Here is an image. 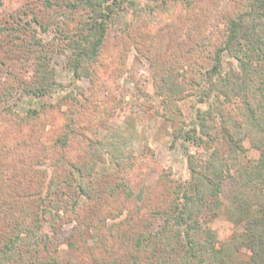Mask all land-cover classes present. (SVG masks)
<instances>
[{
    "label": "rangeland",
    "instance_id": "obj_1",
    "mask_svg": "<svg viewBox=\"0 0 264 264\" xmlns=\"http://www.w3.org/2000/svg\"><path fill=\"white\" fill-rule=\"evenodd\" d=\"M44 1L0 0V187H5V192L11 189V197L16 198L15 188L20 184L29 182L32 191L42 184V198L50 200L47 205L66 200L70 206L77 195L76 183L90 180L77 168L85 172L91 163H95L92 180H104L111 187L124 181L135 193L143 187L150 199L159 190L161 171L168 175L171 187L188 185V157L206 159L209 152L173 137L171 119H177L178 112L176 116L161 107L155 95L157 70L153 62L183 88L177 109L185 128L196 126L197 111L211 105V100L203 99L202 91L207 88L212 53L223 39L222 21L243 12L247 1L132 0L134 8L123 0V10L108 24L92 64L94 75L79 79H74L68 66L72 50L59 33L76 23L79 10L65 8L68 0H48L50 6ZM34 40L45 45L46 52L41 55L49 59L51 79L59 85L42 99L22 88L36 79L34 62L42 47H36ZM221 66L226 74L236 67V61L222 53ZM33 110L35 116L26 117ZM70 117L82 136L59 150L56 142ZM120 140L126 147L117 155L112 142ZM241 147L237 163L221 183V206L216 216L198 220L202 229L215 235L216 248L230 244L242 228V222L230 217L234 189L240 166L255 161L259 153L248 138L241 140ZM97 148L103 152L94 157ZM114 157L121 160L113 164ZM100 173H105L104 178ZM9 179L11 185L7 186ZM58 215H62L61 210ZM124 218L125 212L115 220L108 218L106 224H117ZM60 223L56 234L48 224L43 225V231L55 238L58 249H65L74 222L62 218ZM232 259L229 264H245L249 253H235ZM191 264L216 263L203 259Z\"/></svg>",
    "mask_w": 264,
    "mask_h": 264
},
{
    "label": "trees",
    "instance_id": "obj_2",
    "mask_svg": "<svg viewBox=\"0 0 264 264\" xmlns=\"http://www.w3.org/2000/svg\"><path fill=\"white\" fill-rule=\"evenodd\" d=\"M246 1L243 12L222 21L223 39L212 53L207 88L202 91L203 99L211 100V105L205 111H197L196 126L185 128L177 109L183 88L153 62L157 70L155 95L162 108L176 116L178 112L179 117L171 119L175 126L173 137L209 152L206 159L188 157V185L178 183L171 187L168 175L161 171L159 190L150 199L143 187L135 193L124 181L111 187L104 180H92L90 172L95 163H91L88 168L85 166V172L74 167L90 180L76 183L77 195L70 206L66 200L47 205L50 200L45 202L42 198V184L34 191L29 182L22 187L20 184L19 189L15 188L16 198L11 197V189L5 192V187H0V264H191L203 259L229 264L238 252L249 253L245 264H264V0ZM122 2H64L65 8L80 13L71 28L59 30L65 46L72 50L68 66L74 79L94 75L92 64L100 53L108 24L123 10ZM44 3L51 5L48 0ZM127 3L136 6L132 0ZM34 42L36 47L44 48L39 47L40 55L46 52L45 45ZM222 53L236 61V67L226 74L222 73ZM40 55L34 62L35 81L28 86L22 84L24 92L35 99H42L59 87L51 79L49 59ZM35 112L26 117L35 116ZM78 129L73 117L68 118L57 139V148L60 150L74 137L82 136ZM243 138L249 139L259 155L255 161L240 166L234 189L230 217L242 222V228L230 244L216 248L215 235L202 229L198 220L201 216H216L221 206V183L237 163ZM125 144L123 140L112 142L117 155ZM101 152L97 148L93 156ZM116 160L121 158L114 157L112 163ZM100 176L104 178L105 173ZM9 180L7 186L11 185ZM51 185L49 182L48 187ZM60 210L62 215H58ZM124 212L122 221L106 224L108 218L115 220ZM62 218L74 225L65 249H58L55 238L43 231V225L48 224L56 234ZM130 240L132 248L128 245Z\"/></svg>",
    "mask_w": 264,
    "mask_h": 264
}]
</instances>
